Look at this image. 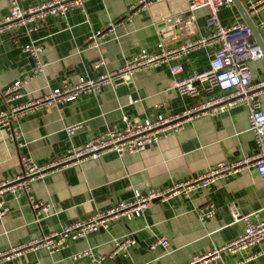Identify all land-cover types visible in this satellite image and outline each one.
Masks as SVG:
<instances>
[{
	"label": "crops",
	"instance_id": "crops-1",
	"mask_svg": "<svg viewBox=\"0 0 264 264\" xmlns=\"http://www.w3.org/2000/svg\"><path fill=\"white\" fill-rule=\"evenodd\" d=\"M12 1L27 7L45 0H0V17L7 13ZM135 1L85 0L83 11L73 8L63 16L47 15L31 33L24 27H14L0 34V110L39 97L61 83H74L79 76L94 77L104 69L112 70L140 48L155 52L158 41L169 47L213 32L214 27L205 22L204 7L188 11L184 0L152 1L126 17L127 6ZM240 2L245 8L246 0ZM216 14L222 26L243 22L233 4L220 7ZM249 16L264 42V4ZM108 23L111 30L99 38V46H87L88 35L106 28ZM245 37L254 43L250 33ZM29 41L41 46L44 65L36 74L31 73V59L21 51ZM216 45L215 41H208L183 54L177 60L182 70L176 77L205 69ZM99 57L105 64L94 69L93 63ZM247 65L251 83L264 78L261 56ZM171 78L167 66L162 64L138 71L127 81L106 84L96 93L82 94L74 101L21 115L13 137L0 129V181L19 172V155L37 164L45 163L62 155L70 143L81 144L90 135L118 123L121 113L144 118L181 111L193 100L180 96L170 86ZM15 80L24 81L19 96L5 102L2 91ZM258 99L264 107V88ZM78 122L80 127L66 135L64 127ZM254 150L246 109L238 105L188 120L178 132L140 151L121 156L108 151L96 159L54 169L31 184L32 198L49 205V214L38 222L23 194L3 193L7 212L0 217V250L104 209L130 197L134 190L167 187L218 161L246 156ZM207 202L213 203L214 213L201 222L197 209ZM232 211L249 214L251 220L256 218L253 212L257 217L264 216V186L252 168L218 179L207 189L154 200L142 216L112 221L107 228L71 241L60 251L48 254L39 248L4 264H88L86 258H70L88 247L95 256L106 257L103 264H185L192 256L201 255L242 231L244 223L234 221ZM128 234L133 235L135 244L124 254L108 256L113 249L112 239ZM156 237L165 239L167 247L148 249ZM249 254L253 257L246 259ZM196 264H264V239L247 250L221 252L217 258Z\"/></svg>",
	"mask_w": 264,
	"mask_h": 264
},
{
	"label": "built area",
	"instance_id": "built-area-1",
	"mask_svg": "<svg viewBox=\"0 0 264 264\" xmlns=\"http://www.w3.org/2000/svg\"><path fill=\"white\" fill-rule=\"evenodd\" d=\"M85 0H45L41 3L27 7H19L12 1L7 13L0 17V34L12 30L14 27H24L27 33L37 28L39 20L47 15L63 16L68 10L78 8L83 11ZM152 1L162 0H136L126 8L127 16L145 7ZM188 11L204 7L206 9V24L214 27L209 36L190 39L175 46H165L158 41L157 50L149 52L140 48L112 70L99 72L94 77L79 76L74 83H61L51 88L45 94L26 101L25 103L7 105L0 110V129L4 128L13 137L16 133L17 119L38 108L51 107L61 102L76 100L82 94L96 93L101 87L116 81H127L136 72L166 65L172 76L170 86L180 96H186L193 101L181 111L161 114L154 117H130L121 113L118 123L106 127L103 131L90 135L81 144L70 143L64 153L45 163L37 164L30 158L19 155V172L10 179L0 181V217L7 212L1 196L10 192L17 196L23 194L29 205L33 219L38 222L49 214L48 203L34 200L30 194L31 184L48 172L64 166L78 163L84 159H96L102 153L112 151L118 156L124 153L140 151L146 146L157 142L159 139L172 135L182 129L183 123L200 115H215L235 106L242 105L247 112L248 129L255 140V150L242 157L218 161L207 166L196 175L183 181L173 183L163 188H148L140 192L134 190L130 197L117 200L104 209L95 210L81 219L63 224L59 229L49 233H40L36 237H30L7 249L0 250V264L18 260L24 253L43 248L48 254L60 251L68 243L76 239L84 238L87 234L105 229L112 221L121 219L129 221L144 214L147 207L154 200H163L178 194L187 195L196 189H207L216 180L239 173L244 169L252 168L257 174L260 183L264 186V107H261L258 94L264 88V78L255 83L250 82V72L247 62L260 58L261 53L254 43L246 39L249 30L243 22L222 26L217 19V10L220 7L230 6L231 0H184ZM140 4L138 8L136 5ZM264 4V0H246L245 10L251 15L257 7ZM261 26V25H260ZM264 34V29L261 26ZM111 30V23L102 30L92 31L87 37L86 45L99 46V38L107 35ZM215 41L216 47L211 51L208 65L200 71H192L184 77H176L182 67L177 60L189 50L203 45L208 41ZM21 51L26 53L32 61L31 73L41 72L43 62L40 59L41 46L29 41L22 45ZM105 64L99 57L93 68L99 69ZM23 80H15L2 91L5 102L19 96V89ZM81 125L80 122L64 127L66 135H71ZM214 213L213 203L207 202L197 209L198 220L203 222ZM234 221H242L244 227L232 239L213 246L201 255H194L185 264H196L217 258L219 253H233L237 250H247L254 243L264 239V216L251 220L250 215H239L231 212ZM135 244L133 235L112 239V252L108 255L120 252L125 253L129 247ZM156 246L167 247V241L162 237H156L148 244V249ZM253 257L249 254L246 259ZM72 260L86 258L88 264H103L105 256H95L93 250L88 247L77 253H73Z\"/></svg>",
	"mask_w": 264,
	"mask_h": 264
},
{
	"label": "water",
	"instance_id": "water-1",
	"mask_svg": "<svg viewBox=\"0 0 264 264\" xmlns=\"http://www.w3.org/2000/svg\"><path fill=\"white\" fill-rule=\"evenodd\" d=\"M231 3L233 4V6L235 7V9L237 10L238 14L240 15L243 23L246 25V27L249 30V33L252 35L253 39H254V45H256L261 53V57L264 59V42L262 41L256 26L254 25V23L252 22L250 16L247 14L244 6L242 5V3L240 2V0H231ZM140 6V4L136 5L135 8H138Z\"/></svg>",
	"mask_w": 264,
	"mask_h": 264
}]
</instances>
